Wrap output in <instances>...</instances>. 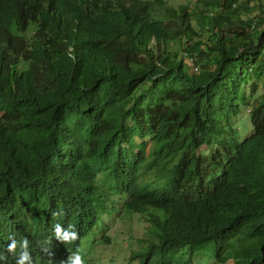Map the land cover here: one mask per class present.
<instances>
[{
    "label": "trees",
    "instance_id": "obj_1",
    "mask_svg": "<svg viewBox=\"0 0 264 264\" xmlns=\"http://www.w3.org/2000/svg\"><path fill=\"white\" fill-rule=\"evenodd\" d=\"M113 212L124 264H264V0H0V264H98Z\"/></svg>",
    "mask_w": 264,
    "mask_h": 264
},
{
    "label": "rangeland",
    "instance_id": "obj_2",
    "mask_svg": "<svg viewBox=\"0 0 264 264\" xmlns=\"http://www.w3.org/2000/svg\"><path fill=\"white\" fill-rule=\"evenodd\" d=\"M128 2V0H122ZM166 6L176 7L180 4L186 5L188 7L192 6L195 0H164ZM256 8V5H255ZM256 11V10H255ZM254 11V12H255ZM154 12L157 14L159 18H161V12L157 9H154ZM185 61L190 64V60L185 58ZM258 92L261 91L260 83L257 84ZM238 116L235 119V124L246 122L250 126L249 118L244 115ZM238 129V138L239 140L244 139L249 133H251V129L247 130L244 134L241 126H237ZM119 208V207H118ZM115 208V209H118ZM117 211V210H116ZM108 217V216H107ZM106 228L102 233H105L106 236L109 237L110 243L105 245L104 243H95L93 246L95 249L93 250L94 259L99 260L98 264H124L125 259L129 255L131 249L137 248V242L141 234L143 233V228L141 222L137 215H133L130 219L125 221L119 218V214L112 213L110 217L106 219ZM207 258L203 257L200 253H197L193 258V264H206ZM211 262V260H208ZM215 264V263H214ZM226 264H232V261H228Z\"/></svg>",
    "mask_w": 264,
    "mask_h": 264
},
{
    "label": "clouds",
    "instance_id": "obj_3",
    "mask_svg": "<svg viewBox=\"0 0 264 264\" xmlns=\"http://www.w3.org/2000/svg\"><path fill=\"white\" fill-rule=\"evenodd\" d=\"M54 238L60 242H70L76 239L77 233L73 230L71 225L67 227H62L60 224L54 226ZM17 244H19V250L15 252V264H30V257L33 260L32 264H36L35 255H29L28 251V241L27 239H21L19 242L16 239H10L7 245L8 251H13L17 249ZM2 254H0V259H2ZM61 264H84L79 252H73L71 255L67 256Z\"/></svg>",
    "mask_w": 264,
    "mask_h": 264
}]
</instances>
